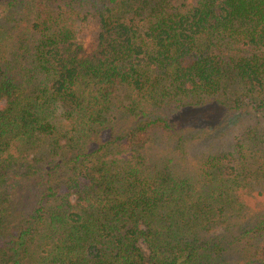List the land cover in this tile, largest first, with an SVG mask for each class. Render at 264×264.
<instances>
[{"label":"trees","instance_id":"1","mask_svg":"<svg viewBox=\"0 0 264 264\" xmlns=\"http://www.w3.org/2000/svg\"><path fill=\"white\" fill-rule=\"evenodd\" d=\"M0 102V264H264V0H0Z\"/></svg>","mask_w":264,"mask_h":264},{"label":"rangeland","instance_id":"2","mask_svg":"<svg viewBox=\"0 0 264 264\" xmlns=\"http://www.w3.org/2000/svg\"><path fill=\"white\" fill-rule=\"evenodd\" d=\"M1 102H2V101H1ZM1 102H0V103H1ZM147 264H150V263H147Z\"/></svg>","mask_w":264,"mask_h":264}]
</instances>
